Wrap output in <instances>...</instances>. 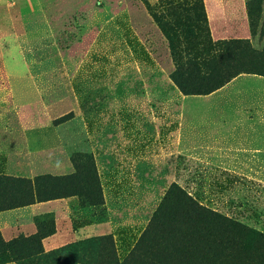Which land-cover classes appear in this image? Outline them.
<instances>
[{"label":"rangeland","instance_id":"rangeland-1","mask_svg":"<svg viewBox=\"0 0 264 264\" xmlns=\"http://www.w3.org/2000/svg\"><path fill=\"white\" fill-rule=\"evenodd\" d=\"M212 1L0 0L16 37L0 39L1 116L53 130L75 170L58 194L78 198L76 226L95 227L35 263L23 242V264H212L223 232L209 212L264 235V76L246 73L264 72V23L224 62L197 64L241 72L224 87L184 95L171 79L190 69L186 40L238 39L239 24L209 23ZM38 225L51 233V218Z\"/></svg>","mask_w":264,"mask_h":264},{"label":"crops","instance_id":"crops-1","mask_svg":"<svg viewBox=\"0 0 264 264\" xmlns=\"http://www.w3.org/2000/svg\"><path fill=\"white\" fill-rule=\"evenodd\" d=\"M222 5H225L224 2L214 0L210 9L206 7L210 24H239V40L251 42L259 33L262 34L264 26L263 29L260 28V32L254 25V29L250 31L249 26L264 23L263 5H258L255 0H235L227 6ZM12 24L11 20H0V39L15 41L16 37L10 30ZM9 48L5 49L4 55L9 56L12 50L17 53L14 45ZM52 131L40 128V116H1L0 113V157L3 158L0 160V175L33 181L45 175L63 177L74 174L73 164L65 155L66 148L62 144L53 146V143L47 141L46 138ZM77 199L75 195H67L0 211V233L3 240L10 241L37 234L40 232L38 222L47 217L52 219V231L42 240L45 252L89 237L88 234L95 232L94 226L87 230L85 226L74 224L81 220Z\"/></svg>","mask_w":264,"mask_h":264},{"label":"trees","instance_id":"trees-1","mask_svg":"<svg viewBox=\"0 0 264 264\" xmlns=\"http://www.w3.org/2000/svg\"><path fill=\"white\" fill-rule=\"evenodd\" d=\"M206 42V46L204 45L205 47L203 46L204 48L201 50L197 46L198 43H195L191 39L184 42L183 46L187 53L184 55V58L187 59L188 64L190 65V69H185L186 71L184 72H188L186 74H188L189 77H193V79L189 81V77L188 79L185 78L184 72L179 70L180 66L183 67L184 65H179L177 63L176 70L171 77L172 82L184 95L210 94L224 87L228 82L241 74L239 71H233L227 73L226 76H222L223 71H220V69L215 70L214 68L206 73H198L199 70L197 64L204 66L207 63L216 64L223 60H227L228 54H233L244 44V41L238 39L228 41H205L204 43ZM196 59H201L202 61L196 63ZM196 72L197 74L194 75ZM246 73L264 76V72ZM195 81H197L196 85L191 84ZM69 178V176L52 177L50 175H45L37 177L31 181L4 176L0 177V211L65 197L67 195H60L58 194V191L59 189L66 188ZM6 188H18L22 194L20 196L16 195L8 198L7 196H10L12 193L6 194ZM189 203L190 206L199 211H206V208H200L198 204L192 201H189ZM209 214L220 222V230L223 232L218 239L219 242H215V246L213 247L214 263L212 264H223L225 261L224 264H264L263 234L248 229L238 220L233 218L225 217L214 212H209ZM47 236L48 235L40 236V232H38L29 237H18L10 241H4L0 233V264H23L21 257L16 258L14 256L15 249L25 247L22 245L23 242H25L26 245L31 246V248L26 246V248L28 247L27 250L32 251V248L36 249L38 247L37 251L28 253V257L32 258L33 263H35L36 260H46L49 253L63 249L60 248L58 250L44 252L42 240ZM221 256L225 258L224 262L219 261Z\"/></svg>","mask_w":264,"mask_h":264}]
</instances>
